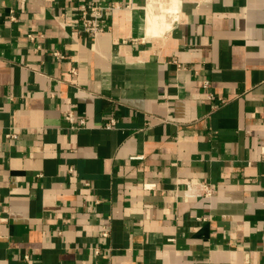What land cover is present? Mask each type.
<instances>
[{
    "label": "crops",
    "instance_id": "obj_1",
    "mask_svg": "<svg viewBox=\"0 0 264 264\" xmlns=\"http://www.w3.org/2000/svg\"><path fill=\"white\" fill-rule=\"evenodd\" d=\"M84 1L0 0V264H264V0Z\"/></svg>",
    "mask_w": 264,
    "mask_h": 264
},
{
    "label": "built area",
    "instance_id": "obj_2",
    "mask_svg": "<svg viewBox=\"0 0 264 264\" xmlns=\"http://www.w3.org/2000/svg\"><path fill=\"white\" fill-rule=\"evenodd\" d=\"M123 6L119 3H112L108 6L96 3L94 0H85L80 4V15L78 17V22L81 23L83 31L90 36H97L105 32L108 28L107 16L114 12L115 10L121 9ZM32 38V36H30ZM57 58H63V55L60 53H55ZM75 74V71H72ZM208 83H206L207 85ZM209 100L213 99V95L208 96ZM227 101L222 100V103ZM65 120L68 121L73 130L82 129L86 127V120L80 119L77 120L76 115L73 111H68L65 116ZM115 125L114 121L108 123L106 128L111 129ZM15 137V135H8V137ZM262 157L264 159V148L262 149ZM152 185L151 187H154ZM145 188H150V185H145ZM217 192V186L209 181L200 182V181H190L187 189L185 190L184 196L186 198H198V197H213ZM102 236L107 238L110 236V229L108 226H105L102 231Z\"/></svg>",
    "mask_w": 264,
    "mask_h": 264
},
{
    "label": "bare ground",
    "instance_id": "obj_3",
    "mask_svg": "<svg viewBox=\"0 0 264 264\" xmlns=\"http://www.w3.org/2000/svg\"><path fill=\"white\" fill-rule=\"evenodd\" d=\"M151 7L153 6L151 5ZM176 9H177V0H170V6L166 8L162 7L158 15H156L154 13V9L151 8L149 11V15H150L149 25H150L151 34L154 35L156 32L164 33L166 30L170 29L171 25L166 26L167 24L165 25L166 27L162 26V28L160 29L159 27L160 25H164L165 22H167L168 16L174 17L176 13ZM156 27H158V29Z\"/></svg>",
    "mask_w": 264,
    "mask_h": 264
}]
</instances>
